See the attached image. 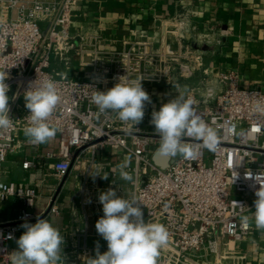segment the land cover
I'll list each match as a JSON object with an SVG mask.
<instances>
[{
    "label": "built area",
    "instance_id": "2783aa9c",
    "mask_svg": "<svg viewBox=\"0 0 264 264\" xmlns=\"http://www.w3.org/2000/svg\"><path fill=\"white\" fill-rule=\"evenodd\" d=\"M79 1L0 0V71L8 73L5 82L10 86L13 122L12 128L0 129V199L18 198L23 203L15 220L0 222V264H10L15 251L11 243L25 230L21 225L33 224L38 217L35 189L4 182L2 177L4 164L17 152L19 134L28 124L24 93L32 83L45 78L57 82L61 96L49 121L58 129V149L25 158L23 169L36 168L38 159L44 157L51 162L57 186L80 169L85 188L91 183V173L102 175L110 168L108 189L114 188L125 199L139 200L144 218L161 223L169 232L157 264H202L205 256L223 259L231 251L223 241L243 242L251 231V225L247 230L242 228L241 220L254 206V193L260 186L254 178L264 173V91L241 86L235 73H222L216 81L207 77L199 81L185 96H191L197 113L218 129L220 144L213 152L186 138L193 147V157L178 155L167 167H161L154 161L160 139L150 124L152 104H146L144 119L136 129L123 124L114 113L100 114L91 97L95 89L113 87L121 76L143 79L148 94L155 84L178 86L180 77L192 76L196 61L192 65L180 50L161 42L155 45L153 40H136L120 51L103 50L101 33H72V9ZM170 23L178 39L211 44L209 36L198 33L182 15ZM74 56L82 66L91 68L89 80L78 81L53 69L56 58L67 61ZM164 103H158L155 110ZM233 126L235 131H229ZM27 144L32 145L29 139ZM108 149L131 155L126 170L135 183L120 178V164L104 159ZM98 197L94 199L96 208L102 207ZM47 210L59 214L56 198H51ZM101 216L103 211H97L96 219ZM91 234L87 228L75 233L77 239L69 244L62 264H90L95 256L88 242ZM94 236L101 237L96 230Z\"/></svg>",
    "mask_w": 264,
    "mask_h": 264
},
{
    "label": "crops",
    "instance_id": "0c3cea01",
    "mask_svg": "<svg viewBox=\"0 0 264 264\" xmlns=\"http://www.w3.org/2000/svg\"><path fill=\"white\" fill-rule=\"evenodd\" d=\"M180 15L191 26L197 27L198 33L209 36L211 44L202 49V45L198 47L188 39H178L172 33L174 27L170 20ZM72 33L86 36L101 33L104 39L101 48L105 51H120L136 40H153L155 45L161 42L172 50H180L192 65L196 61L192 76L180 77L178 86H153L149 96L156 106L162 101H170L177 94L189 93L206 77L216 81L222 73H235L241 86L264 91V0H81L72 9ZM195 48H200L203 53ZM53 69L78 81L92 77L91 68L82 66L76 56L67 61L56 58ZM27 140L24 132H20L17 152L4 164L2 180L35 189L38 195L35 214L50 220L64 237L60 264L70 249L69 244L77 239L75 233L79 234L85 228L92 233L88 242L94 251L97 247L103 251L107 249V242L94 236L97 211L102 210L100 206L96 208L94 199L98 193L107 191L110 174L107 180L99 177L96 181L90 175L91 183L84 188L81 172L73 171L57 186L50 160L42 157L38 159V166L30 170L23 169L22 163L25 158L57 151L58 135L41 147L28 145ZM112 155L114 165L127 159L115 152ZM110 170L106 168L102 175ZM82 191L84 195L81 196ZM52 197L56 198L59 214L47 210ZM22 206L18 198L0 199V222L15 220ZM254 211L253 206L247 215L251 225L248 239L243 242L225 239L223 242L231 251L225 253L223 259L205 256L202 264H264V231L255 228ZM96 243L99 245L95 246ZM11 246L18 250L16 242ZM226 247H223L225 252Z\"/></svg>",
    "mask_w": 264,
    "mask_h": 264
},
{
    "label": "clouds",
    "instance_id": "9594fccd",
    "mask_svg": "<svg viewBox=\"0 0 264 264\" xmlns=\"http://www.w3.org/2000/svg\"><path fill=\"white\" fill-rule=\"evenodd\" d=\"M8 73L0 71V129L13 127L10 117L8 92L10 86L5 81ZM143 79H127L119 77V82L106 91H94L91 102L100 114L114 113L125 125L136 128L145 116L146 104L151 98L142 86ZM35 85V86H33ZM25 107L29 110L28 124L23 129L24 136L36 146L52 140L58 129L49 121L61 102L57 82L52 78L36 81L24 93ZM195 101L191 96L180 93L158 111L153 110L150 124L160 139L156 149L158 155L168 159L180 155L190 159L194 155L193 147L186 142L192 138L209 151H216L220 144L218 129L210 126L197 113ZM229 131H235L234 126ZM129 160L122 162L119 168L121 179L135 183L133 175L128 172ZM107 180L108 175L99 172L92 174ZM251 177V175L249 176ZM259 188L255 191V211L253 219L255 228L264 231V173L254 178ZM0 187H3L0 185ZM102 205L101 216L95 228L97 233L107 242V251L97 250L90 264H157L160 250L167 246L169 232L158 222H145L141 202L136 198L125 199L117 195L114 188L101 192L98 197ZM91 203V201H88ZM241 226L247 230L250 218L243 216ZM25 230L16 240L18 250L13 251L10 264H60L63 254L64 237L53 223L45 218H36L34 224L21 225Z\"/></svg>",
    "mask_w": 264,
    "mask_h": 264
},
{
    "label": "rangeland",
    "instance_id": "374dc122",
    "mask_svg": "<svg viewBox=\"0 0 264 264\" xmlns=\"http://www.w3.org/2000/svg\"><path fill=\"white\" fill-rule=\"evenodd\" d=\"M205 43L203 44V46H202V49H205V48H203V47H205ZM197 46L198 47H200L201 46V44H199V43H197ZM195 49H197L200 53H203V52H201L200 51V48H195ZM77 67H78V64L76 65ZM80 69V68H79ZM76 76H78V75H76ZM10 102V101H9ZM151 102H152V105H153V107L155 108V106H156V104H155V102L154 101H152V99H151ZM145 128H147L146 126H145ZM112 152H115V154H117V155H119V156H124L125 158H127L128 160H129V163H130V161H131V159H132V157H131V155H129L128 153H126V152H124L123 150H120V151H118V150H111V149H108L107 151H105L104 152V154H103V157H104V159H109V160H112V158H113V155H112ZM124 160V159H123ZM79 169V168H78ZM80 170V169H79ZM79 170H74V173H79ZM107 173V175H109L110 174V172L109 171H107L106 172ZM96 230V229H95ZM96 245H99V244H95V246ZM99 247H97L96 249L97 250H99L98 249ZM95 249V250H96ZM95 252V255H96V252L97 251H94ZM99 252L100 253H103V252H105V251H103V250H99ZM95 257V256H94ZM93 257V258H94ZM219 262V261H218Z\"/></svg>",
    "mask_w": 264,
    "mask_h": 264
},
{
    "label": "water",
    "instance_id": "95a60500",
    "mask_svg": "<svg viewBox=\"0 0 264 264\" xmlns=\"http://www.w3.org/2000/svg\"><path fill=\"white\" fill-rule=\"evenodd\" d=\"M154 161L158 165H160L161 167H167L170 162H173V160L168 159L166 157H162V156L158 155L157 153L154 156ZM144 219H145V222H146L147 221L146 218H144Z\"/></svg>",
    "mask_w": 264,
    "mask_h": 264
}]
</instances>
